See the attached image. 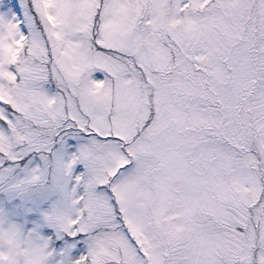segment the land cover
<instances>
[{
	"label": "snow or ice",
	"instance_id": "1",
	"mask_svg": "<svg viewBox=\"0 0 264 264\" xmlns=\"http://www.w3.org/2000/svg\"><path fill=\"white\" fill-rule=\"evenodd\" d=\"M0 264H264V0H0Z\"/></svg>",
	"mask_w": 264,
	"mask_h": 264
}]
</instances>
